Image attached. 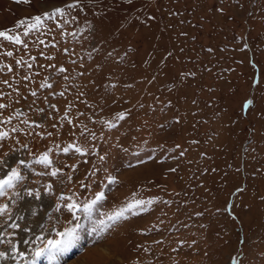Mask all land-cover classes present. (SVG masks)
<instances>
[{
	"label": "rangeland",
	"instance_id": "obj_1",
	"mask_svg": "<svg viewBox=\"0 0 264 264\" xmlns=\"http://www.w3.org/2000/svg\"><path fill=\"white\" fill-rule=\"evenodd\" d=\"M0 32L22 41L0 37V179L25 177L0 264L72 227L61 195L100 191L97 213L144 203L63 264H264V0H0Z\"/></svg>",
	"mask_w": 264,
	"mask_h": 264
},
{
	"label": "snow or ice",
	"instance_id": "obj_2",
	"mask_svg": "<svg viewBox=\"0 0 264 264\" xmlns=\"http://www.w3.org/2000/svg\"><path fill=\"white\" fill-rule=\"evenodd\" d=\"M16 2L17 3H21V2L28 3V2H30V0H16ZM68 7L72 8V7H75V5H69ZM57 15L63 16L64 15V9L57 8L52 13L45 12L43 14V19L41 16H36V17L32 18L35 21V23L30 25V28L35 29L38 26L43 24L44 19H54ZM20 23L23 24L24 22L21 21ZM25 34H27V33H25ZM0 37H3L7 40H15L16 43H22V41L19 40L17 37H13V36L9 35L7 32H0ZM41 43H43V41H41ZM8 55H11V53H8ZM61 71H63V69H61ZM44 86L51 87V85H44ZM32 94L35 95V92H33ZM3 107H5V105H0V108H3ZM121 118H123V117L121 116ZM7 136H8L7 132H0V140L4 139ZM70 149H75V151L78 153L81 152V148L76 146L75 144L68 145L67 147L63 148L62 151L67 153ZM101 159H103V157H101ZM19 163L24 164V161L21 160V161H19ZM36 163L43 164V165L47 166V165L52 164V160L49 158L48 153H44L40 157L37 158ZM0 165H6V162L3 159H0ZM60 172H61V169L53 168L50 173L41 172V173H37V175L47 174V175H50L52 177H55ZM24 178L25 177L22 176L20 171H18L16 168L11 169L4 179H0V195H6L7 194L5 191L6 189L14 187L15 182L21 181ZM109 183H115V180L109 179ZM82 186L87 187L86 185H83V184H82ZM44 190L46 192H48L49 194H52V185L48 184V185L44 186ZM17 195H19V193H17ZM27 195L29 197H33V198L38 200L41 197V192L39 189L28 190ZM59 199L61 201H65V200L72 201L70 203L64 204L63 207H65L68 212L72 213L75 219L79 220V216H76L75 214L79 212V213H83V214L90 217L93 210L95 209L97 202L103 201L105 199V194L103 191L95 193L94 199L85 203L83 206H81L80 204L73 201L72 197H65V196L61 195L59 197ZM142 203H144V202L143 201H137L134 204H129L126 209H121V210L117 211L115 214L108 216L107 220L113 221V222L118 221L121 217H124L125 211L131 210V209L135 208L136 206H138L139 204H142ZM60 208H61V206L58 204L55 211L59 212ZM7 211H8V205L7 204L0 207V215H3ZM36 214L37 213L35 211H33V215H36ZM51 218L52 217L49 214L48 219L50 220ZM99 223L101 225L107 226V221H100ZM0 227H3V225H0ZM10 227L19 228V225L18 224H12V225H10ZM39 227L41 229H44V228H46V224H40ZM24 231L30 232V231H32V229L25 228ZM75 234H76V229H75V227H73L70 229H65L63 231H56L55 236L57 238H54V239L45 240L43 235L38 236L37 239H39L42 242L43 246L37 247L33 251L31 260H28L26 253L23 251H20L18 246L15 244H12L11 251L13 253H15L19 259L26 260L27 264H34V261L38 258H41V257L48 259L49 261L53 262V264H58V257L60 255H62L64 252H66L72 246V242L75 238ZM4 242L5 241L0 240V243H4ZM7 243L11 244L12 242L9 240V241H7ZM24 243L27 244V243H29V241L25 240ZM7 258H8V252L7 251L0 252V259H7Z\"/></svg>",
	"mask_w": 264,
	"mask_h": 264
},
{
	"label": "bare ground",
	"instance_id": "obj_3",
	"mask_svg": "<svg viewBox=\"0 0 264 264\" xmlns=\"http://www.w3.org/2000/svg\"><path fill=\"white\" fill-rule=\"evenodd\" d=\"M103 249V248H102ZM107 250H105V249H103L104 250V252L105 253H107L108 255H110V252H109V249L108 248H106ZM96 249H93L92 251L94 252ZM91 252L88 254V256H86V262H84V264H90L89 263V261H88V259H89V257L91 256ZM85 258V257H84ZM49 261V260H48ZM53 262H51V261H49V263L48 264H52ZM34 264H36V260L34 261ZM74 264V263H73Z\"/></svg>",
	"mask_w": 264,
	"mask_h": 264
}]
</instances>
